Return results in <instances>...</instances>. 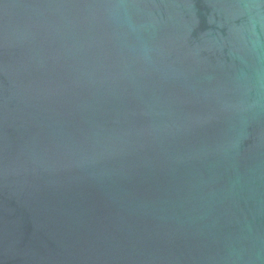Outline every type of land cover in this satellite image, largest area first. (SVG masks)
<instances>
[{"label":"water","instance_id":"water-1","mask_svg":"<svg viewBox=\"0 0 264 264\" xmlns=\"http://www.w3.org/2000/svg\"><path fill=\"white\" fill-rule=\"evenodd\" d=\"M0 264H264V0H0Z\"/></svg>","mask_w":264,"mask_h":264}]
</instances>
